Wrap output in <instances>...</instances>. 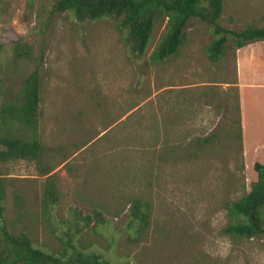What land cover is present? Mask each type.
Returning <instances> with one entry per match:
<instances>
[{
	"label": "rangeland",
	"instance_id": "374dc122",
	"mask_svg": "<svg viewBox=\"0 0 264 264\" xmlns=\"http://www.w3.org/2000/svg\"><path fill=\"white\" fill-rule=\"evenodd\" d=\"M51 2L0 0V101L16 94L33 68L29 59L12 58V42L31 43L33 55L41 48L37 133L70 156L61 164L53 159L55 204L43 203L44 176L33 162L8 163L5 219H14L12 191L18 189L33 216L36 246L44 250L60 249L67 231L75 246L81 234L84 249L111 264H264V236L223 232L224 201L241 196L256 177L255 160L244 157L236 139L231 42L211 63L203 52L210 26L190 18L177 52L150 62L164 30L165 20L157 18L145 55L133 59L114 20L79 23L69 12L52 11ZM217 22L233 30L264 26V0H222ZM250 43L264 50L263 39ZM254 74L241 66L238 93L249 112L264 106V73ZM255 118L244 131L264 140L263 118ZM212 132L217 136L207 151L184 156L194 137ZM132 198L150 209L149 228L135 240L126 217ZM72 208L99 209L105 221L76 233L67 221Z\"/></svg>",
	"mask_w": 264,
	"mask_h": 264
},
{
	"label": "trees",
	"instance_id": "16d2710c",
	"mask_svg": "<svg viewBox=\"0 0 264 264\" xmlns=\"http://www.w3.org/2000/svg\"><path fill=\"white\" fill-rule=\"evenodd\" d=\"M51 10L69 12L76 22L112 19L121 40L133 59H140L150 43V34L157 18L165 20L164 30L147 56L150 62L161 61L177 52L184 39V28L190 18L210 26L212 34L204 46L205 57L211 63L219 60L229 40L234 48L250 41L264 40V26L248 24L239 30L223 27L217 22L222 10V0H52ZM31 43L14 40L11 56L15 59H29L33 68L21 80L16 94L0 101V264H111L99 253L87 252L80 240L81 231L105 220L99 209L82 214L78 209L70 210L68 226L76 233L77 245L72 243L70 233L65 232L66 241L60 249H42L36 246L33 216L25 207L20 190L12 191L14 219H5V198L7 186L12 177L7 173V165L17 160L33 162L37 173L44 176L42 196L46 204H55L58 195L55 189L53 159L64 163L70 156L62 146L44 144L37 133L39 115L40 66L43 53L38 48L33 55ZM237 93V92H236ZM238 98V96H237ZM238 102V101H237ZM236 106V139L241 142L239 108ZM213 132L203 137H194L183 148L186 157H195L198 152L207 151L208 145L216 138ZM81 144L72 153L84 147ZM256 177L241 196L224 201L227 221L223 232L231 236L251 238L264 236V164L253 161L251 165ZM258 204V205H257ZM257 205V206H256ZM127 225L137 237L145 234L150 225L149 203L140 198H132L126 210Z\"/></svg>",
	"mask_w": 264,
	"mask_h": 264
},
{
	"label": "crops",
	"instance_id": "0c3cea01",
	"mask_svg": "<svg viewBox=\"0 0 264 264\" xmlns=\"http://www.w3.org/2000/svg\"><path fill=\"white\" fill-rule=\"evenodd\" d=\"M252 43H246L239 48H234V82H230V86L236 88L238 96V108H239V123H240V133H241V147L244 157L249 160L259 161L264 164V140L261 138L259 141L255 139L254 134H246L245 127L247 123H251L252 127L257 122L255 114L260 113L264 121V106L259 109V111H248L246 107H243L240 94L238 93V80L240 78L241 66L246 63L255 72L254 75H259L264 73V50L256 51L252 49ZM263 78L262 76L260 79ZM264 79V78H263ZM261 79V80H263ZM259 78H256L253 82L258 85ZM264 83V80L262 81ZM262 85V84H260ZM157 94V93H156ZM253 101H258V96L253 99ZM255 113V114H254ZM248 114V116H247ZM264 123V122H263ZM261 142V143H260ZM260 143V144H259Z\"/></svg>",
	"mask_w": 264,
	"mask_h": 264
},
{
	"label": "water",
	"instance_id": "95a60500",
	"mask_svg": "<svg viewBox=\"0 0 264 264\" xmlns=\"http://www.w3.org/2000/svg\"><path fill=\"white\" fill-rule=\"evenodd\" d=\"M263 202H264V199H263ZM257 205H258V204H257ZM257 205H256V206H257Z\"/></svg>",
	"mask_w": 264,
	"mask_h": 264
}]
</instances>
